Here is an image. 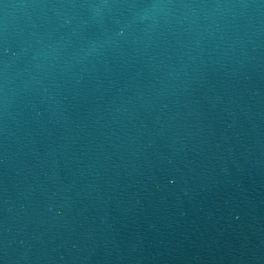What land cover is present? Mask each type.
I'll list each match as a JSON object with an SVG mask.
<instances>
[{"label":"water","instance_id":"water-1","mask_svg":"<svg viewBox=\"0 0 264 264\" xmlns=\"http://www.w3.org/2000/svg\"><path fill=\"white\" fill-rule=\"evenodd\" d=\"M0 264H264V0H0Z\"/></svg>","mask_w":264,"mask_h":264}]
</instances>
